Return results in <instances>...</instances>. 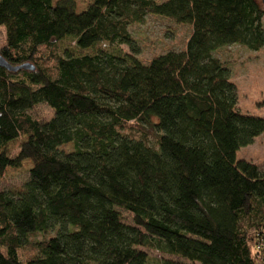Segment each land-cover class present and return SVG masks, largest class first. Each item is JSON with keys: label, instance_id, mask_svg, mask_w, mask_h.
<instances>
[{"label": "trees", "instance_id": "16d2710c", "mask_svg": "<svg viewBox=\"0 0 264 264\" xmlns=\"http://www.w3.org/2000/svg\"><path fill=\"white\" fill-rule=\"evenodd\" d=\"M260 6L92 0L76 12L72 0H0V56L32 67L0 68V148L25 137L14 156L0 152V174L31 163L20 192L0 190V264H147L138 247L181 260L159 264H264V169L235 159L264 120L237 110L212 57L263 47ZM146 15L188 25L184 49L139 61L127 28ZM38 104L48 121L28 115ZM150 119L156 149L121 132Z\"/></svg>", "mask_w": 264, "mask_h": 264}, {"label": "rangeland", "instance_id": "374dc122", "mask_svg": "<svg viewBox=\"0 0 264 264\" xmlns=\"http://www.w3.org/2000/svg\"><path fill=\"white\" fill-rule=\"evenodd\" d=\"M57 0H51L55 3ZM75 11H84L92 0H72ZM160 3L164 0H152ZM264 12V7L260 6ZM264 28V15L261 19ZM131 38L138 48L137 59L147 63L152 57L168 51H182L190 34L188 25H177L171 20L159 16L146 15L143 23L131 24L127 28ZM5 44L4 29L0 26V48ZM68 46V43L57 45V53ZM121 52H127L125 46H119ZM95 49H107L102 43ZM113 51L112 49H108ZM212 57L218 59L229 70L230 81L236 89V108L240 113L249 114L264 120V45L258 51H249L246 48L232 44L221 47L212 53ZM28 115L39 123L48 121L52 117V111L44 104H38L29 110ZM154 119L148 123L142 121L130 122L123 126L122 133L134 138L143 140L150 148L156 149L158 132L152 126ZM25 140L21 136L10 141L0 148V152L12 157L15 155L19 144ZM63 153L72 151L70 144L58 148ZM236 160H244L254 164L259 169H264V132L253 139L250 145L239 148L235 153ZM31 167L29 161H23L17 168H6L0 174V190L8 193H17L22 189L23 183L27 180L28 171ZM121 222L124 225L132 226L131 216L122 210H117ZM147 255V264H159L162 260L181 262L180 259L156 250L154 247H138Z\"/></svg>", "mask_w": 264, "mask_h": 264}, {"label": "water", "instance_id": "95a60500", "mask_svg": "<svg viewBox=\"0 0 264 264\" xmlns=\"http://www.w3.org/2000/svg\"><path fill=\"white\" fill-rule=\"evenodd\" d=\"M261 5L264 7V0H259ZM0 68H3L9 72H15L17 70L20 69H32L31 66H29L28 64H22V65H18V66H11L9 65L1 56H0Z\"/></svg>", "mask_w": 264, "mask_h": 264}]
</instances>
